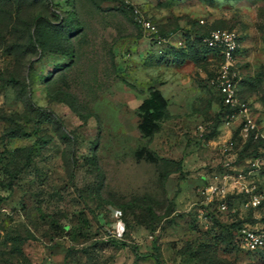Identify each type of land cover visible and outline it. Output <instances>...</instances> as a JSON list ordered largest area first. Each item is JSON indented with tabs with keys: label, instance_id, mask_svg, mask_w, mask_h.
<instances>
[{
	"label": "rangeland",
	"instance_id": "374dc122",
	"mask_svg": "<svg viewBox=\"0 0 264 264\" xmlns=\"http://www.w3.org/2000/svg\"><path fill=\"white\" fill-rule=\"evenodd\" d=\"M243 228L264 232V0H0V264H264Z\"/></svg>",
	"mask_w": 264,
	"mask_h": 264
},
{
	"label": "built area",
	"instance_id": "2783aa9c",
	"mask_svg": "<svg viewBox=\"0 0 264 264\" xmlns=\"http://www.w3.org/2000/svg\"><path fill=\"white\" fill-rule=\"evenodd\" d=\"M204 44L218 52L222 59L221 68L217 76L212 80V84L221 91L223 101L226 105L236 107L238 101L235 95L233 78L229 76V67L233 66L235 52L239 48L238 37L235 32L227 29L212 30L202 38ZM238 111L244 112L246 109L239 108ZM250 123V120L247 121ZM260 202L258 196H253L250 200L252 205ZM239 239L242 246L248 251H255L264 247V232L251 229H241Z\"/></svg>",
	"mask_w": 264,
	"mask_h": 264
},
{
	"label": "trees",
	"instance_id": "16d2710c",
	"mask_svg": "<svg viewBox=\"0 0 264 264\" xmlns=\"http://www.w3.org/2000/svg\"><path fill=\"white\" fill-rule=\"evenodd\" d=\"M204 37V36H203ZM206 46V45H205ZM207 47V46H206ZM207 48H209V47H207ZM210 49V48H209ZM239 49V48H238ZM238 49L236 50V52L235 53H237L238 52ZM180 176H181V173H180ZM262 248H260V249H258V250H261ZM258 250H255V251H251V252H256V251H258Z\"/></svg>",
	"mask_w": 264,
	"mask_h": 264
}]
</instances>
